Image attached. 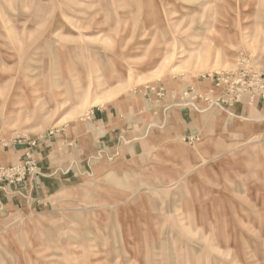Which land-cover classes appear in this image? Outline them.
I'll return each instance as SVG.
<instances>
[{"label": "rangeland", "instance_id": "374dc122", "mask_svg": "<svg viewBox=\"0 0 264 264\" xmlns=\"http://www.w3.org/2000/svg\"><path fill=\"white\" fill-rule=\"evenodd\" d=\"M0 264H264V0H0Z\"/></svg>", "mask_w": 264, "mask_h": 264}, {"label": "crops", "instance_id": "0c3cea01", "mask_svg": "<svg viewBox=\"0 0 264 264\" xmlns=\"http://www.w3.org/2000/svg\"><path fill=\"white\" fill-rule=\"evenodd\" d=\"M93 116L87 122H79L75 128V140L81 147L93 148L100 140L109 141L115 127L121 128L130 124L131 119L125 113L114 109L101 108L93 111Z\"/></svg>", "mask_w": 264, "mask_h": 264}]
</instances>
